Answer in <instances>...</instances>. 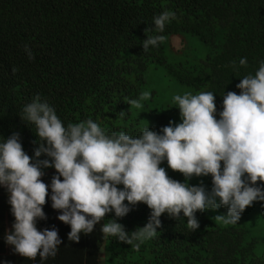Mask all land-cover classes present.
Segmentation results:
<instances>
[{"label": "trees", "instance_id": "16d2710c", "mask_svg": "<svg viewBox=\"0 0 264 264\" xmlns=\"http://www.w3.org/2000/svg\"><path fill=\"white\" fill-rule=\"evenodd\" d=\"M164 11L174 13V18L163 33L149 35L165 39L144 51L145 29H154L153 18ZM173 38L181 41V49L173 47ZM26 47L34 59H29ZM187 49L204 55L190 59L182 53ZM241 58H246V65L240 64ZM262 62L264 0H0V142L19 134L24 151L35 162L36 126L21 116L37 96L65 127L91 119L108 135L139 137L147 128L163 134L170 122H182L172 97L186 93L212 92L219 119L223 96L229 91L240 94L236 85L254 76ZM144 91L150 98L142 101V108L132 107L129 102ZM160 166L166 169L167 161ZM42 170L49 195L43 209L46 219H38L37 228L58 230L62 243L57 255L44 261L39 256H0V264L255 262L253 238L199 211L200 227L195 231L187 227L182 212L178 219L164 213L157 235L138 250L117 237H104L101 228L110 219L129 234L144 227L151 216L144 203L130 205L124 217H116L114 211L107 214L92 233H81L78 243L70 241V225L60 221L61 213L52 207L51 182L58 173L54 167ZM167 172L172 179L184 180ZM208 178L212 181L211 175ZM258 186L264 187V182ZM254 203L264 212V201Z\"/></svg>", "mask_w": 264, "mask_h": 264}, {"label": "clouds", "instance_id": "9594fccd", "mask_svg": "<svg viewBox=\"0 0 264 264\" xmlns=\"http://www.w3.org/2000/svg\"><path fill=\"white\" fill-rule=\"evenodd\" d=\"M174 13L164 11L153 18L154 29H145L144 51L165 39V25ZM29 59H34L26 47ZM246 58L240 59L246 65ZM16 69H13L15 72ZM240 94L229 91L223 96V110L216 118V96L212 92L175 95L182 122H170L163 134L144 129L139 137L124 132H106L93 120L64 126L55 110L40 97L23 108L21 118L36 126L39 147L35 162L23 149L19 134L0 142V185L7 188L14 231L7 243L15 252L42 261L55 257L62 243L58 230L37 228L38 219H46L44 205L49 185L42 177L43 168L54 167L51 182L52 207L58 219L70 225V241L79 242L81 233L90 234L107 214L124 217L131 206L140 203L151 209L149 222L131 234L115 219L103 223L104 237L114 236L135 249L154 238L162 227L160 217L167 213L187 218L191 231L200 225L197 211L227 207V215L217 220L235 224L255 201H264V62L255 75H248L236 85ZM151 93L141 92L129 104L142 108ZM42 155L51 159L40 160ZM167 161L173 171L182 173L185 182L172 179L160 165ZM212 176L208 192L201 183L192 186L193 176ZM63 177V180H61ZM120 185H123L121 189ZM127 201V203H125Z\"/></svg>", "mask_w": 264, "mask_h": 264}, {"label": "rangeland", "instance_id": "374dc122", "mask_svg": "<svg viewBox=\"0 0 264 264\" xmlns=\"http://www.w3.org/2000/svg\"><path fill=\"white\" fill-rule=\"evenodd\" d=\"M172 43L175 49H181L182 43L178 38H173ZM182 53H186L190 59H193L194 57L197 59L198 56L203 57L204 55V52H200L198 56H195L194 52L191 49H187V51H183ZM172 99H174V97H172ZM166 170L170 171L177 178L182 179L183 177L184 180L180 179V182L185 181L186 178L182 173L173 171L171 168L168 167V165ZM188 183L192 186H199L202 183L208 192H211L213 188V183L208 178V176H193L190 180H188ZM228 210L229 209L227 207L222 205L215 210L209 209L204 212L208 215V218L216 224L234 227L239 230H244L247 234L248 239L253 238L255 240V244L251 259H255L254 264H262L264 257V212L259 209V205L257 203H253L252 206L248 207L241 214L240 221L235 224H225L223 220L215 219V217L218 215H227Z\"/></svg>", "mask_w": 264, "mask_h": 264}, {"label": "crops", "instance_id": "0c3cea01", "mask_svg": "<svg viewBox=\"0 0 264 264\" xmlns=\"http://www.w3.org/2000/svg\"><path fill=\"white\" fill-rule=\"evenodd\" d=\"M15 217L11 212L9 203V193L5 186L0 185V256H8L17 259L19 256L15 252L14 246L7 243V234L14 231L13 224Z\"/></svg>", "mask_w": 264, "mask_h": 264}]
</instances>
